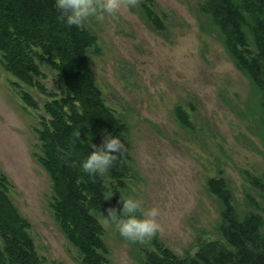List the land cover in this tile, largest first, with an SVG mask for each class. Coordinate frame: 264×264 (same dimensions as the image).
Masks as SVG:
<instances>
[{"label": "rangeland", "instance_id": "374dc122", "mask_svg": "<svg viewBox=\"0 0 264 264\" xmlns=\"http://www.w3.org/2000/svg\"><path fill=\"white\" fill-rule=\"evenodd\" d=\"M201 1L124 0L127 7L117 15L90 16L81 23L95 37L87 54L93 79L121 123L129 155L127 197L159 209L154 235L181 257L197 251L199 238L219 240L220 208L207 190L210 178L228 184L242 214L247 194L258 201L248 177L264 176V128L256 124L255 95L224 39L197 19ZM234 1L250 26L254 9L245 12L243 0ZM3 64L0 50V176L7 180L0 191L28 224L39 263L82 264L51 207L56 193L40 162L45 154L39 133L49 120L44 104L64 99V83L47 64H39L40 74L30 85ZM21 94L36 108L26 106ZM105 215L97 219L110 264H140L153 249L148 244L153 236L128 240Z\"/></svg>", "mask_w": 264, "mask_h": 264}, {"label": "trees", "instance_id": "16d2710c", "mask_svg": "<svg viewBox=\"0 0 264 264\" xmlns=\"http://www.w3.org/2000/svg\"><path fill=\"white\" fill-rule=\"evenodd\" d=\"M55 0H0V50L4 69L19 80L33 84L39 64H47L62 78L63 100L44 104L49 120L42 122L40 159L52 184L55 203L52 209L69 238L83 256L82 264H110L103 243V227L97 215L109 206L122 207L120 197L130 190L129 155L121 123L107 108L101 90L95 84L87 63L94 50L95 37L82 24L66 25L54 7ZM201 3V4H199ZM197 19L206 23L219 39L237 70L247 78L258 106L256 124L264 128V0H243L245 12L254 9L253 23L246 25L242 7L234 0H202ZM249 27V28H247ZM245 30H249L246 32ZM250 34V39H249ZM39 86V85H38ZM40 90L42 88L39 86ZM26 106L36 108L29 95L21 94ZM176 118L184 125L185 116L176 109ZM184 121V122H183ZM79 133V136L77 135ZM105 136H117L123 149L104 172L89 174L81 162L99 146ZM264 148V135L262 133ZM253 194H247V212L237 208L223 179L210 178L207 190L220 208L216 227L218 241L199 238L197 251L178 256L153 235V249L145 252L140 264H264V176L248 177ZM7 180L0 176L4 191ZM0 191V264H41L28 224L17 215Z\"/></svg>", "mask_w": 264, "mask_h": 264}, {"label": "clouds", "instance_id": "9594fccd", "mask_svg": "<svg viewBox=\"0 0 264 264\" xmlns=\"http://www.w3.org/2000/svg\"><path fill=\"white\" fill-rule=\"evenodd\" d=\"M131 2L132 0H129V3ZM54 7L66 25L79 26L90 16H115L122 7H127V4L124 0H55ZM77 135L79 136V133ZM123 147L119 137L105 136L99 146L92 145L94 150L81 162L82 169L89 174L106 171ZM120 203L122 207L119 210L115 206L107 208L105 219L106 222H114L122 237L131 241H143L160 229L156 220L159 215L158 208H145L139 199L132 196L120 197Z\"/></svg>", "mask_w": 264, "mask_h": 264}]
</instances>
